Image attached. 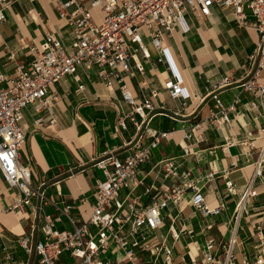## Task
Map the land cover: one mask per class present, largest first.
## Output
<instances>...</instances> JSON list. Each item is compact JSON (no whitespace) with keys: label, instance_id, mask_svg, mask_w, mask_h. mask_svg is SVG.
<instances>
[{"label":"crops","instance_id":"obj_1","mask_svg":"<svg viewBox=\"0 0 264 264\" xmlns=\"http://www.w3.org/2000/svg\"><path fill=\"white\" fill-rule=\"evenodd\" d=\"M61 1L15 0L3 10L0 71L7 77L13 74L16 63L30 60L29 45L39 43L47 31H54L65 44L71 43L70 27L58 15ZM246 12L250 14L247 8ZM185 25L188 30L183 29ZM143 40L153 64L143 60V72L133 70L122 75L135 99L152 100L155 108L149 125L167 131L168 135L151 150L149 160L140 165L138 177L147 184L173 183L174 178L164 180L160 162L171 157L178 171L187 173L184 180H199L209 208L224 204L217 213L203 214L188 202L192 192L187 190L179 205L169 203L161 209L163 221L152 232L150 241L157 244L165 237L175 263L181 253L199 259L206 239L203 232L207 228L208 237L217 241L227 242L231 236L235 237L236 243L232 245L235 263L252 260L259 236H264V152L260 151L264 145V108L241 83L247 56L255 48L256 32L238 25L230 7L214 4L210 15L202 18L192 11L185 13L183 22L164 38L167 55L163 61L158 60L159 53L149 37L144 34ZM137 56L142 59L141 53ZM97 70V66L89 70L78 66L75 73L78 80L75 75L66 74L49 87V93L55 91L60 95L54 106L55 123L50 124L46 119L36 125V117L46 112H36L30 103L23 107L20 121L26 137L19 158L28 164L33 186L44 182L42 188L50 202L43 206V211L56 215L69 205L68 214L76 223L86 220L95 201V181L102 177L95 159L108 149H115L123 158L130 151L123 144L135 131L127 121L126 129L113 132L117 108L128 111L130 105L122 97L120 82L107 86ZM175 73L181 77L187 96L173 99L164 83L174 78ZM224 77L228 80L219 85ZM257 79L264 82V69ZM81 83L83 90H79ZM154 91L156 95L152 96ZM214 95L224 106L236 99L234 107L227 110L229 121L223 122L220 128L209 118L212 111H217ZM251 101H256L255 107H251ZM185 133L190 136L185 138ZM185 144L189 145L188 154L183 153ZM259 160L260 174H257ZM208 173L212 174L207 176ZM228 180L234 184V191L225 194ZM128 191L122 188L120 195ZM17 192L0 171V264H40L39 256L26 253L18 237L34 227L35 238L42 239L43 220L41 216H34L31 204L10 209ZM142 192L143 187L138 186L132 195L141 196L140 204L151 203L152 195ZM31 201L36 203L37 198L32 197ZM178 208L182 209L184 224L192 228V233L180 231L182 222L172 220ZM164 209H167L165 213ZM55 226L73 228L65 215ZM172 229L179 232L175 240ZM143 259L152 262L154 255L146 252ZM70 260L74 264L69 253L63 252L57 264H68Z\"/></svg>","mask_w":264,"mask_h":264},{"label":"built area","instance_id":"obj_2","mask_svg":"<svg viewBox=\"0 0 264 264\" xmlns=\"http://www.w3.org/2000/svg\"><path fill=\"white\" fill-rule=\"evenodd\" d=\"M13 1L0 0V20L5 17L3 10ZM214 4L230 7L238 25L253 28L256 32L255 48L247 56L241 86L251 91L264 108V82L257 79L264 69V0H63L58 5V15L70 27L71 43L67 45L54 31H47L39 43L29 45L31 58L28 62L16 63L10 77L0 71V171L9 186L18 189L10 209L18 210L22 205L31 204L34 216H41L43 220L40 224L42 239L35 238L34 227L18 237L26 253L39 256L40 264H57L63 252L69 253L74 264H152L158 260L160 264H264V236H259L254 258L243 259L240 263L234 262L232 245L236 243L235 237L231 236L227 242L217 241L208 237L207 228L203 232L206 239L199 259L181 253L175 263L165 237L157 244L150 241L152 232L163 221L161 209L169 203L179 205L187 190L192 192L188 202L203 214L217 213L224 204L209 208L199 180H184L187 173H180L171 157L160 162L164 180L174 178L173 183L147 184L138 177L140 165L149 160L151 150L168 132L149 125L151 111L155 108L152 100L135 99L122 72H143V60L153 64L143 40L144 34L158 51V60L163 61L167 55L164 38L183 22L185 13L192 11L196 17L202 18L210 15ZM183 29L188 30L187 25ZM138 53L142 59L138 58ZM78 66L87 70L97 66V73L107 86L120 82L122 97L130 109L117 108L113 132L126 129L127 121L135 129L132 137L123 144L130 149L123 158L116 154L115 149H108L95 159L94 164L101 169L102 177L95 181V201L91 212L80 223L69 216V205L56 215L43 211V206L50 202L42 188L44 182L33 186L30 168L19 158V150L26 137L20 124L23 107L30 103L36 112H46V115L36 117V125H41L46 119L50 124L55 123L54 106L60 95L55 91L49 93V87L66 74L75 75ZM75 78L78 80L77 75ZM227 80L228 77H224L219 85ZM164 87L173 99L187 96L182 79L176 73L174 78L164 83ZM83 89L84 85L79 84V90ZM155 95L154 91L152 96ZM214 98L217 111H212L209 118L220 128L223 122L229 121L227 110L234 107L236 99L229 106H224L216 95ZM250 105L255 107L256 101H251ZM189 136L184 134L185 138ZM260 151L264 152V145ZM189 152V145L185 144L183 153ZM259 165L260 160L255 169L257 174H260ZM138 186L143 187L142 194L152 195L151 203L140 204L141 196L132 195ZM122 188L129 189L124 196L120 195ZM233 191L234 184L228 180L225 194ZM32 197L37 198L36 203H32ZM62 215L72 223L71 230L56 228V222ZM184 218L182 209L178 208L172 220L182 222L180 231L192 233V228L184 224ZM91 226L94 230L90 229ZM170 232L174 240L178 238V231L172 229ZM146 252L154 255L152 262L143 259Z\"/></svg>","mask_w":264,"mask_h":264},{"label":"rangeland","instance_id":"obj_3","mask_svg":"<svg viewBox=\"0 0 264 264\" xmlns=\"http://www.w3.org/2000/svg\"><path fill=\"white\" fill-rule=\"evenodd\" d=\"M94 18L96 19V17H94ZM166 210H167V209H166ZM166 210L164 209L163 212L165 213ZM166 222H168V221L166 220ZM66 253H67V252H66ZM68 264H72V260H70V261L68 262Z\"/></svg>","mask_w":264,"mask_h":264}]
</instances>
